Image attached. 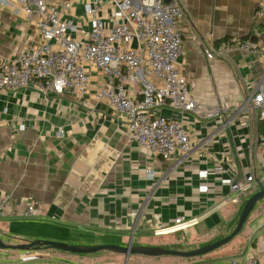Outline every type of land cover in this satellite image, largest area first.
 <instances>
[{
	"label": "crops",
	"instance_id": "crops-1",
	"mask_svg": "<svg viewBox=\"0 0 264 264\" xmlns=\"http://www.w3.org/2000/svg\"><path fill=\"white\" fill-rule=\"evenodd\" d=\"M261 6L264 0H188L181 22L182 78L200 104L219 105L224 115L204 120L162 110V117L184 125L193 142L190 154L171 161L130 141L124 121L97 99L103 75L93 67L85 96L1 90L0 199L11 194L12 200L8 216L0 218V238L13 245L50 240L84 247L127 246L132 240L134 246L181 250L218 240L235 224L250 197L234 195L227 180L240 181L249 169L262 174L264 124L244 104L263 79L264 60L237 46L238 41L252 39L264 48V17L255 16ZM74 11L79 17L80 3ZM78 17L74 21L87 30V18ZM40 43L35 24L0 5V67ZM34 202L38 216L23 217L24 208ZM134 212L137 217L131 216ZM179 217L184 221L177 225ZM250 244L261 259L264 213L255 215L213 256H141L135 263L144 258L145 264H245ZM124 261V255L110 251H0V264Z\"/></svg>",
	"mask_w": 264,
	"mask_h": 264
},
{
	"label": "built area",
	"instance_id": "built-area-1",
	"mask_svg": "<svg viewBox=\"0 0 264 264\" xmlns=\"http://www.w3.org/2000/svg\"><path fill=\"white\" fill-rule=\"evenodd\" d=\"M87 30L74 21L75 6ZM188 0H0V5L37 27L41 43L22 50L0 67V91L34 90L49 97L89 93L93 67L103 75L97 99L107 103L124 121L131 142L153 156L171 161L193 151L190 133L181 122L161 116L170 109L195 114L204 120L222 119L223 107L200 104L182 78L181 22ZM264 17V6L256 11ZM78 17V18H79ZM238 49L261 57L264 48L252 39L238 41ZM133 91L134 95L130 94ZM245 107L254 109L264 124V76ZM261 173L249 169L243 179H228L236 196L264 186V135L261 138ZM216 170L222 171V168ZM207 172H204L206 175ZM11 194L0 199V218L8 216ZM38 203H29L22 215L38 216ZM137 217V212L131 214ZM184 218L176 219L180 225ZM245 264H264L252 244ZM236 263L235 261L233 262Z\"/></svg>",
	"mask_w": 264,
	"mask_h": 264
},
{
	"label": "water",
	"instance_id": "water-1",
	"mask_svg": "<svg viewBox=\"0 0 264 264\" xmlns=\"http://www.w3.org/2000/svg\"><path fill=\"white\" fill-rule=\"evenodd\" d=\"M263 200H264V186H261L257 192H255L253 195H251L249 198L245 200L239 220L234 230L229 235L220 238L215 242L205 244L193 250L171 249L160 246H151V247L134 246L132 240L128 243L127 246H120L117 244H105V245L84 247V246H76V245L50 241V240H36L20 245H13L4 242L1 238H0V249L1 250H41L42 248H48L52 250L63 251L71 254H81V255L95 254L101 251H110L124 255L126 259V264L128 263L129 258L133 255L151 257V258L166 257V256L178 257V258H196L210 254L232 242L243 231L254 209Z\"/></svg>",
	"mask_w": 264,
	"mask_h": 264
},
{
	"label": "rangeland",
	"instance_id": "rangeland-1",
	"mask_svg": "<svg viewBox=\"0 0 264 264\" xmlns=\"http://www.w3.org/2000/svg\"><path fill=\"white\" fill-rule=\"evenodd\" d=\"M259 176L262 177V174H260ZM254 193H255V191L252 190V191H250V192H247V195L251 196V195H253ZM258 213H264V200H263L260 204H258V206L256 207V209L253 211V213H252L251 216L249 217L248 222L246 223V226H248L250 220H252V218H254V216L257 215ZM239 216H240V215H239ZM239 216L236 218L235 224H234L233 226H231V227L228 229V231L224 230V233H223L222 235H220V238H223V237L229 235V234L234 230V228H235V226H236V224H237V222H238V220H239ZM246 226H245V227H246ZM241 233H242V232H241ZM241 233H240V234H241ZM240 234H239V235H240ZM239 235H238V236H239ZM220 238H219V239H220ZM215 241H217V240H215ZM215 241H212V242H215ZM212 242H210V243H212ZM230 244H231V242H230L229 244H227L226 246L222 247V249L220 248V250H224V249L227 248ZM204 245H205V244H204ZM120 246H121V245H120ZM218 250H219V249H218ZM0 251H1V249H0ZM99 253H100V252H99ZM214 254H216V253H211L210 255L208 254V255H206V256H213ZM124 257H125V256H124ZM139 257H141V256H136V255L131 256V257L129 258L127 264H145V263H146V261H145L146 259H144V258L140 259L141 262L138 261L139 259H137V263H135V259H136V258H139ZM142 260H144V261H142ZM124 264H126V259H125V261H124Z\"/></svg>",
	"mask_w": 264,
	"mask_h": 264
},
{
	"label": "trees",
	"instance_id": "trees-1",
	"mask_svg": "<svg viewBox=\"0 0 264 264\" xmlns=\"http://www.w3.org/2000/svg\"><path fill=\"white\" fill-rule=\"evenodd\" d=\"M261 202H262V201H261ZM261 202H260V203H261ZM260 203H259V204H260ZM257 206H258V205H257ZM257 206H256V207H257ZM255 209H256V208H255ZM255 209H254V210H255ZM241 211H242V210H241ZM240 214H241V213H240ZM239 217H240V216H239Z\"/></svg>",
	"mask_w": 264,
	"mask_h": 264
}]
</instances>
